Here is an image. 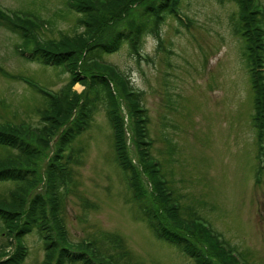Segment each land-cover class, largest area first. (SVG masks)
Listing matches in <instances>:
<instances>
[{"label": "rangeland", "instance_id": "rangeland-1", "mask_svg": "<svg viewBox=\"0 0 264 264\" xmlns=\"http://www.w3.org/2000/svg\"><path fill=\"white\" fill-rule=\"evenodd\" d=\"M70 1L0 0V8L41 21L40 39H61L84 30L75 28L79 14ZM259 2L264 7V0ZM238 11L235 0H182L181 20L168 16L159 33L145 35L142 56L123 46L104 61L143 93L152 153L161 163L167 188L179 198L181 216L187 222L208 224L247 262L264 264V134L261 148L252 120L254 92L244 42L236 30ZM21 43L19 35L0 27V123L36 128L43 125L37 108L47 105L34 84L59 93L71 76L22 56L17 49ZM74 88L82 92L85 86L77 83ZM117 93L129 154L139 166L131 111L121 89ZM51 138L41 160L43 176L56 149V136ZM73 146L70 183L63 187L60 209L72 248L107 257L114 264H195L178 247L157 237L143 218L116 162L113 128L102 102ZM5 150L0 146V160L7 156ZM144 178L150 191L151 182ZM13 186L0 183V199L7 198ZM164 216L169 226L189 237L190 229ZM2 225L0 248L9 240L15 242L1 231ZM196 240L204 251H212L204 238ZM24 242L29 253L23 264H41L45 247L38 233L26 235ZM15 247L17 243L11 253Z\"/></svg>", "mask_w": 264, "mask_h": 264}, {"label": "trees", "instance_id": "trees-1", "mask_svg": "<svg viewBox=\"0 0 264 264\" xmlns=\"http://www.w3.org/2000/svg\"><path fill=\"white\" fill-rule=\"evenodd\" d=\"M181 1L71 0V7L79 14L75 28L84 27V30L73 36L64 35L61 39L50 40L39 38L40 26L16 16L10 18L0 11V27H6L22 38V55L71 76L69 83L59 93L43 90L42 97L47 107L37 108L42 126L0 125V146L6 149L3 154L7 155L0 160V183L14 185L7 198L0 199L1 231L7 232L9 239L13 238L17 243L13 253L12 240L0 248V264H22L28 254L24 238L32 232L38 233L45 247L42 264H113L87 250L69 246L59 216L63 187L71 178V164L75 155L73 144L88 128L93 110L99 102L105 105L113 128L116 162L154 234L176 245L195 264H238L202 226L187 225L182 221L179 209L170 202L172 192L161 181V168L158 169L153 162L154 140L149 132V109L145 107L143 93L135 89L116 66L104 61L107 54L118 52L123 46L140 57L144 36L159 33L168 16H177ZM235 1L239 10L236 30L244 42L242 52L254 92L252 120L258 129L259 140L263 141L264 13L259 10L257 0ZM77 83L85 86L82 92L74 88ZM118 88L124 93L131 111L132 141L137 146L141 169L133 163L129 154ZM54 136L56 149L43 176L41 160L44 152L50 149L51 137ZM144 176L151 182L150 191L146 188L148 184ZM34 188L36 192H33ZM159 200L157 207L155 202ZM164 213L178 227L190 229L189 237L169 226L164 221ZM196 237L204 238L207 241L205 246L212 251L206 252L197 245ZM214 256L220 260H215Z\"/></svg>", "mask_w": 264, "mask_h": 264}]
</instances>
